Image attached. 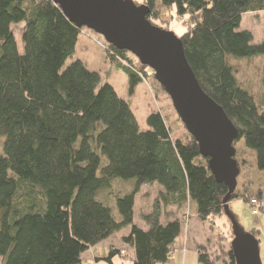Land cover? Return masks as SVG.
<instances>
[{
	"label": "trees",
	"instance_id": "16d2710c",
	"mask_svg": "<svg viewBox=\"0 0 264 264\" xmlns=\"http://www.w3.org/2000/svg\"><path fill=\"white\" fill-rule=\"evenodd\" d=\"M137 5L150 7L152 24L169 22L168 11L188 17L180 38L187 60L202 89L239 130L234 147L244 140L264 173V92L256 100L232 62L264 57V41L255 44L253 33L241 30L246 14L264 12V0H144ZM21 23L24 53L12 30ZM81 32L53 0H0V257L4 264H83L90 248L129 228L124 248H111L103 260L112 264L117 255L127 260L131 250L134 264H167L175 241L188 234L193 220L187 212L163 222L164 208L192 204L196 220L205 224L225 215L228 188L216 181L191 134L173 138L156 111L147 118V130L140 129L131 110L124 114L126 123L117 122L122 103L114 86L81 60L64 69ZM105 49L132 64L118 63L131 91L154 76L147 66L135 67L127 51ZM84 147L99 160L93 174L81 172ZM120 178L135 179L136 185L116 199L117 220L98 193ZM155 182L163 191L139 226L135 197L144 184ZM255 196L264 202L263 191ZM240 197L249 204L254 198L234 193L229 203ZM251 233L255 236V230ZM231 242L230 250L221 247L225 264H236ZM206 249L198 247L199 263L216 264L219 257L212 259Z\"/></svg>",
	"mask_w": 264,
	"mask_h": 264
},
{
	"label": "rangeland",
	"instance_id": "374dc122",
	"mask_svg": "<svg viewBox=\"0 0 264 264\" xmlns=\"http://www.w3.org/2000/svg\"><path fill=\"white\" fill-rule=\"evenodd\" d=\"M133 1L141 4L144 0ZM160 1L161 0H158V2ZM171 15L173 16L172 19H170ZM165 18L167 20L170 19L169 22L165 23L157 20L154 21V24L165 30L174 32L177 37L181 38L188 28V17L185 16L180 18L176 15L175 11H168ZM23 27L24 23L12 26L20 53H24V43L22 40ZM241 30L251 31L254 35L255 44L262 43V41H264V12L246 14L243 17ZM98 43H103L106 48L110 47V44H108L101 35H98L87 28H82L75 53L67 60L64 69L72 62L81 60L85 63L88 69L99 72L103 82L112 84L122 103V111L116 120L117 122L122 124L126 123L124 120V114L131 110L137 119L140 129L147 130V118L151 112L156 111L160 112L166 119L173 138H186L189 132L178 117L170 97L161 89L155 76H150L148 79V85L140 83L133 91H131L129 77L118 63L127 67L128 65L132 66V64L128 61L120 60L116 56H113L116 60L113 61V57L109 56L107 49L102 45L100 46ZM127 55L133 61L135 67H138L139 64H141L137 57L132 53L127 52ZM254 59L256 60L253 61ZM232 62L233 65L239 69V80L241 83L246 85L255 99L259 101L264 92L262 85L264 57L254 56L234 60ZM151 71L152 74H154L153 70ZM108 134H106V137H108ZM82 149V153L85 157V164L81 172L83 175L93 174L99 167V160L92 155L88 147ZM2 154L3 140L0 139V156ZM235 157L241 167V174L238 178V187L235 193L240 195L248 193L251 197L255 198V195H257L259 191L264 192V174L259 172L256 168L254 154L245 148L244 140L237 144ZM101 161L103 160L100 158V162ZM135 185V179L122 181L120 178L113 181L111 189H103L98 193V198L110 205L113 209V215L117 220L120 218V213L118 211V202L116 199L119 197L124 198L127 194L129 195V193L134 190ZM156 186H159V184ZM157 196L156 189L153 188L152 185L140 189L135 197L136 224H142V214L150 213L152 211ZM229 210L243 233H251V231L255 230V236L259 241L261 261L262 264H264V215L262 213H260L259 216L253 215L251 205L243 197L232 200L229 203ZM177 211H182L183 214L187 212L190 213V219L195 220L194 226H197L196 234L199 239H202L200 240L201 245L207 247L206 251H208V254L212 259L215 260L219 257L216 264H225L224 257L221 256V247H224L226 251L230 250V242L233 238V223L228 214L225 213L222 218L214 219L203 224L196 220V217L193 215L192 204L190 207L188 204H185L182 209H178ZM166 214L167 209L164 208L162 217L163 221ZM126 231V229H123L117 234L122 236L126 234ZM128 255L129 258L127 260L120 255H117L114 259L120 261L119 264H134V255L131 250H129ZM0 264H4V259L2 257H0ZM101 264H108V262H102Z\"/></svg>",
	"mask_w": 264,
	"mask_h": 264
},
{
	"label": "water",
	"instance_id": "95a60500",
	"mask_svg": "<svg viewBox=\"0 0 264 264\" xmlns=\"http://www.w3.org/2000/svg\"><path fill=\"white\" fill-rule=\"evenodd\" d=\"M78 28L101 35L119 51L132 53L154 72L156 81L170 97L185 128L197 141L200 153L218 183L228 188L225 213L233 223L231 242L236 264H262L259 241L243 233L229 210L238 187L241 167L234 142L239 130L219 104L202 89L191 68L183 41L174 32L148 20L151 9L133 0H53Z\"/></svg>",
	"mask_w": 264,
	"mask_h": 264
},
{
	"label": "crops",
	"instance_id": "0c3cea01",
	"mask_svg": "<svg viewBox=\"0 0 264 264\" xmlns=\"http://www.w3.org/2000/svg\"><path fill=\"white\" fill-rule=\"evenodd\" d=\"M148 85V84H146ZM250 151V150H249ZM252 152V151H250ZM253 153V152H252ZM254 154V162L256 164V155ZM257 168V166H256ZM264 174V173H262ZM153 188L156 189V194L158 195L159 192L163 191V188L158 185L157 182L151 184ZM150 186V184H144L142 188H147ZM158 192V193H157ZM158 197V196H157ZM157 199V198H156ZM136 205L134 204V211L136 214ZM178 207L175 206H169L167 208V214L165 215L164 221L174 219V218H181L183 215V212H178ZM142 221V220H141ZM163 221V222H164ZM195 220L189 222L188 226V234L186 235L184 232L183 234L175 241L173 245V250L171 254L170 261L167 264H200L199 263V254H198V247L201 246V242L197 234L196 229L197 226H194ZM136 223V222H135ZM141 226H144V223L142 221V224H139ZM126 234L129 233V228L126 229ZM125 235H118L114 234L107 240L101 242L97 246H94L90 248L84 255H83V264H101L102 262H106L103 260L104 257H106L110 251L111 248H117L122 249L124 248V245L122 243V239ZM126 252H129L127 250ZM133 258H135V252L132 251ZM107 263V262H106ZM120 261H117L116 259H113L112 264H119ZM110 264V263H108Z\"/></svg>",
	"mask_w": 264,
	"mask_h": 264
},
{
	"label": "built area",
	"instance_id": "2783aa9c",
	"mask_svg": "<svg viewBox=\"0 0 264 264\" xmlns=\"http://www.w3.org/2000/svg\"><path fill=\"white\" fill-rule=\"evenodd\" d=\"M99 45L100 46L102 45L103 47H105L103 43H101ZM128 67L132 68L133 66L128 65ZM136 72H138V71H136ZM250 205L252 208V213L255 216H259V214L261 213V210L264 208V202L259 201V199H257V198H251L250 199Z\"/></svg>",
	"mask_w": 264,
	"mask_h": 264
}]
</instances>
